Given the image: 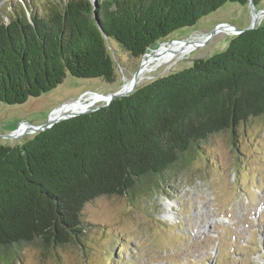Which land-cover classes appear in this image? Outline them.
I'll list each match as a JSON object with an SVG mask.
<instances>
[{"label":"trees","instance_id":"trees-1","mask_svg":"<svg viewBox=\"0 0 264 264\" xmlns=\"http://www.w3.org/2000/svg\"><path fill=\"white\" fill-rule=\"evenodd\" d=\"M95 1V10L91 0L9 6L0 20V102L39 97L67 73L112 82L111 39L141 57L224 3L249 0ZM262 114L264 22L105 106L0 144V264L24 243L47 250L78 238L86 202L148 192L170 168L186 167L201 141Z\"/></svg>","mask_w":264,"mask_h":264},{"label":"rangeland","instance_id":"rangeland-1","mask_svg":"<svg viewBox=\"0 0 264 264\" xmlns=\"http://www.w3.org/2000/svg\"><path fill=\"white\" fill-rule=\"evenodd\" d=\"M18 2L27 4V9L39 4V0H0V20H6L9 6ZM252 16L248 4L226 2L195 24L173 31L141 57H133L111 39L112 82L67 73L60 84L39 97L22 104L0 102V144H20L35 133L3 137L21 122L43 124L64 103L123 88L138 68L139 73L142 62L153 60L172 43L204 35L198 46L184 50L168 69L157 65L144 72L150 78L139 83L137 76L136 86L224 49L237 33L219 30L209 35L210 31L219 23L248 28ZM262 22L263 13L257 25ZM101 99L79 100V108L64 115L101 106L105 103ZM199 145L186 167L170 168L148 192L101 195L86 202L81 210L84 229L78 238L47 250L32 243L18 245L7 264H264V114L240 122L234 134L226 129Z\"/></svg>","mask_w":264,"mask_h":264},{"label":"bare ground","instance_id":"bare-ground-1","mask_svg":"<svg viewBox=\"0 0 264 264\" xmlns=\"http://www.w3.org/2000/svg\"><path fill=\"white\" fill-rule=\"evenodd\" d=\"M261 15V13L259 14V16ZM258 16V17H259ZM220 30H223L219 33H232L231 29L227 28V27H223V28H220ZM204 39V35H201V34H196V35H193L191 38H190V41H188V43H184V41H180V42H176V43H172L167 49H164L160 55L158 56H154L153 60L149 59V60H146L145 63L142 62V66L139 70V73H138V76H139V82H142L143 80H145V78H150V76H145L144 72H148V71H151V69L153 67H156L157 65H162L163 68H167L170 66V64L176 59L179 57V55L184 51V50H187L189 47H192V46H196V44L198 43H201V41ZM164 46V45H163ZM162 68V69H163ZM168 69V68H167ZM136 82L133 83L132 80L128 81L126 83V85L122 88V90H126V89H130L132 87V85L136 86L137 84ZM100 96H97V95H84L82 96L81 98L79 99H75L71 102H69L68 104H65L63 107H58L55 109V112H52L50 114V118H57V117H60V116H63L64 113H67V112H70V111H73V110H76L78 109L79 107H76V104L79 100H86V101H89L90 99H93V100H97ZM102 99L106 100L107 98L105 97H101ZM101 99V100H102ZM95 102V101H94ZM88 108H81L80 110L78 111H84ZM25 124H22L21 126H24ZM24 127H21L19 129V131H17L15 133V135L17 134H24ZM23 132V133H22ZM166 218L168 220H171L172 218V215L170 212H166Z\"/></svg>","mask_w":264,"mask_h":264},{"label":"water","instance_id":"water-1","mask_svg":"<svg viewBox=\"0 0 264 264\" xmlns=\"http://www.w3.org/2000/svg\"><path fill=\"white\" fill-rule=\"evenodd\" d=\"M91 2L93 3V10H95L96 1L95 0L94 1L91 0ZM248 5L251 7V9L253 11V16H252L253 20H252V24L250 25V27L245 28V29L255 28L257 26V18L259 16V14L260 13L264 14V8H262V9L256 11V12L254 11L255 6H254V3H253V0H249L248 1ZM93 15H94L95 22L98 24L95 12H93ZM223 27H227V28L231 29V31L234 32V33H239L241 31L245 30L244 28L243 29L236 28L235 26H233L231 24H228V23H219L212 31H210L209 35L215 34L216 32H218L220 30V28H223ZM182 41H184V43H188L189 40L182 39ZM198 45L199 44H196V46H198ZM144 54H143V56H144ZM138 69H137V71H135L133 73L132 78L130 79V80L133 81V83H135L137 81V79H138V77H137L138 76ZM134 89H135V86L132 85V87L130 89L122 90V88H120L119 90H117L115 92H111V93H107V94H99L98 93L96 95L107 98L105 100V103L103 105H101V106H105V105L109 104L112 99L128 95ZM68 103L62 104L61 107H63L65 104H68ZM98 107H100V106L89 107L88 109H86L84 111H77V112H73V113H68V114H65V115L57 117V118H50V114L54 111L53 110L49 114L47 120L43 124L34 125V124H31V123H28V122H21V124H19V126L16 129L12 130L11 132L7 133L6 135H3V137L14 139V138H17V137L23 135V134L15 135L16 131L21 127L22 124H25L24 126H22V127H24V131H23L24 133H29V132H33L34 133V132L42 131V130H45L46 128H49L55 122H57V121H59L61 119H64V118H67V117H70V116L79 115V114L84 113V112H89V111L97 109Z\"/></svg>","mask_w":264,"mask_h":264}]
</instances>
